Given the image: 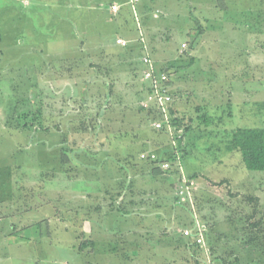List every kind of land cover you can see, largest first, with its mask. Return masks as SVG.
Masks as SVG:
<instances>
[{
  "label": "rangeland",
  "instance_id": "374dc122",
  "mask_svg": "<svg viewBox=\"0 0 264 264\" xmlns=\"http://www.w3.org/2000/svg\"><path fill=\"white\" fill-rule=\"evenodd\" d=\"M106 7L107 2L98 0H0V181L5 184L0 198L9 204L2 213L34 208L28 220L30 235L46 236V243H36L35 249L7 252L6 264L84 261L70 245L78 240V246H90L85 220L104 238L121 229L122 213L112 210V204L133 194L140 181L146 187L142 196L134 195L133 208L142 203L170 207L173 195L170 200L163 196V191L169 194L164 175L155 172L141 179L146 164L135 167V177L128 174L126 186L132 183L123 197L116 191L118 179L124 177L111 159L129 145H140L153 133V122L145 119L141 106L149 90L139 49H123L113 34L126 16L116 18L119 14ZM144 7L143 14H158L147 27L154 61L159 72L167 71L169 88L174 83L173 108L188 135L193 132L186 136L181 128L188 149L183 169L195 175L199 190L197 213L215 228L213 239L220 251H234L248 264H264V173L247 170L241 155L224 147L226 133L233 129L264 128V0H151ZM12 106L16 109L11 114ZM38 108L50 130L25 134L19 130V115ZM203 115L212 117L214 124L206 127ZM161 142H150L147 153L166 159L175 151L170 140L167 145ZM62 148L69 155L63 166L67 173L60 172L54 158L62 155ZM182 154L179 151L181 160ZM11 170L17 172L13 178ZM43 171L50 178L42 177ZM79 194L88 195L85 210L76 214L70 209L81 201ZM10 197L16 205L7 202ZM250 197L258 200L251 202ZM98 203L106 207L98 211ZM189 208L185 202L181 210L187 213ZM136 209L131 212L136 214ZM186 228L185 222L181 232ZM93 240L97 249L106 241ZM98 253L96 264H119L117 258ZM193 261L205 264L204 256L203 263Z\"/></svg>",
  "mask_w": 264,
  "mask_h": 264
},
{
  "label": "crops",
  "instance_id": "0c3cea01",
  "mask_svg": "<svg viewBox=\"0 0 264 264\" xmlns=\"http://www.w3.org/2000/svg\"><path fill=\"white\" fill-rule=\"evenodd\" d=\"M98 1L107 2L106 10L110 11V13H113V11L111 10V6L118 5L120 9L118 13H116V15L119 14L116 18H118L119 16L120 17L126 16L124 19H122L124 21V25L120 24L119 26L117 24L119 28L115 29L113 34L116 36V41L119 38L127 41V46L125 47L120 46L123 49H129L132 51L133 50L136 51L139 49L140 62H141L140 65L142 66V70L144 71L145 66L142 63V58L145 55L144 44L147 45L148 47L147 50L150 52L152 58L155 60L154 57H156L155 53L153 54V47L152 44H150L151 41L147 36V31H148L147 27L150 26V24H154V20H152V16L157 19L158 14L156 12L153 13L151 11H147L148 13L144 12L143 14V12L141 11V8L143 9L145 8L144 6L146 2H150L151 0L149 1L143 0L144 4H142V7H141L142 2H140V7L138 5V11L143 24L142 34L144 37V42L140 40L141 33L139 32L136 26L133 15H130V12L132 11L129 5V0H98ZM150 13H153V15ZM126 24L128 25L127 26L128 28H124ZM156 66L159 69L157 63ZM172 85H174L173 82ZM172 85L170 87L171 89H172ZM147 178H151V176L146 175L141 177V179L144 180ZM172 182L173 181L170 179L169 183L173 184ZM145 187L146 186L142 184V181H140V183L136 185L137 190L135 189V194L142 196L140 193ZM168 192L169 194L163 191L164 194L163 196L165 198H169L170 200L169 195L171 194L173 195L170 201L171 204L169 208L161 207L160 206L161 203L156 204L154 206L149 205L147 203H142L144 204L142 205V207L140 206L138 209L134 208L137 210V213L135 214L133 212H129L131 211V205H128L126 207L128 208L127 209L128 213L121 214V218H120L121 220L119 224L121 229H119L118 231L114 229L113 231H111V233L108 234L110 236H107L106 238H104V236L101 237L95 234L96 232L92 230L91 222L88 219L85 220V226L87 228L86 233H89L86 236L89 237L91 235L90 237H92L90 238L91 241L89 243L90 246L86 244L85 245L82 244L81 246H78L77 243L78 240L77 242L74 241L70 245L72 250L84 256V261L79 262L77 264H96L95 258L99 256L98 250L104 252L107 255V257H113L115 259L117 258L119 264H134L137 262L139 263L150 262L151 264H160V261L158 262L160 258H162L161 261L164 259L163 264H194L193 260L196 259L195 255L201 256L202 252L199 251L198 247H197L198 250H196L195 247L190 246L189 243L192 244L193 241L190 239V242L188 243L189 240L182 235L181 232L182 230L180 229L181 226H183L186 221L188 222L189 220L188 223H191L192 220H194L193 215L191 211L187 212L189 213L187 214L185 210H181L183 206H180L179 204L180 202L178 203L176 190L174 191L171 188H168ZM198 192L199 190L198 188H196L195 190L196 203L198 198ZM87 195L88 194H86L84 197V196H80L79 194V196L77 197H79L81 201L73 203L74 205L70 202V204H68V208L70 209L71 206L73 205L72 206L73 209H70V211H73L76 214H78V212H80L81 209L85 210V208L82 207L84 206ZM10 198L12 199H9V201L7 202H11L12 205H16L13 197ZM76 204H79L80 207L78 206L76 207L75 206ZM176 204L177 206H175ZM4 205L8 206L9 204H6L5 201H3V199L0 198V264L8 263L7 259L5 258L6 256H9L7 252H9L12 249H15L16 251L18 249L19 252L22 249L23 252L25 247L35 249L36 243L38 244L46 243L45 234L43 236H39L37 239H35V237L30 235L31 224H28V220L31 215L30 213L33 212L34 208L33 209L26 208V210L18 213L12 211L13 213L9 212L8 214H4L2 213V208L4 207ZM96 207H101L100 209H102L105 208L106 205L104 203L103 204L98 203L96 204ZM100 209L97 208L96 210L100 211ZM25 214L28 218H25ZM152 214H155V217ZM197 215L202 225H204L207 228V236L213 239L214 237L213 232L215 228H212V224L210 225L208 221L203 218L204 216L201 215V213L198 212ZM44 218L46 220H51L49 217L44 216ZM98 218L100 219L103 217L99 215ZM32 220L34 221V219ZM46 220H42V221L44 222ZM63 222L65 223V221ZM37 224L40 228L43 225L40 221H38ZM193 226L194 224H192L190 227L186 229H192ZM21 231H25L24 236L18 235V233H20ZM104 234L107 233L104 232ZM102 238L106 239V241L103 242L104 245L102 246V248L97 249L96 248L97 243L93 239H102ZM48 244H51L50 237L48 238ZM191 255L193 256L191 257ZM42 263L46 264V260L43 259L42 262H38L36 264H42Z\"/></svg>",
  "mask_w": 264,
  "mask_h": 264
},
{
  "label": "trees",
  "instance_id": "16d2710c",
  "mask_svg": "<svg viewBox=\"0 0 264 264\" xmlns=\"http://www.w3.org/2000/svg\"><path fill=\"white\" fill-rule=\"evenodd\" d=\"M132 13L133 12H130V15H133ZM160 71L164 72L166 70L162 68V69H160ZM142 86L144 87L143 84H142ZM170 91H172V90H170ZM173 97H174V95H173ZM9 109L11 111L10 113L12 114L14 112V109H16V108L14 106H12ZM197 109H199V111L201 110V108H197ZM170 114H171V119L173 121V125L177 129L184 128L185 133H187L185 135L187 136L188 135L187 131H189V129L186 126L184 127L185 124H184L181 116L177 115V112L175 111L174 108L171 109ZM144 116H145V119L149 123H151L154 120L159 118L157 111H155L152 108L149 110H145ZM172 116H173V118H172ZM201 117H202L201 122L206 127L214 124V121H212V117L205 116V115H203ZM19 119L22 121V124H23L22 128H20L19 130H22V132H24L25 134H29L31 129H36L35 132H38L39 129L42 131H45V132H48L50 130L49 127H47L43 124V122L45 121V117L43 115L41 108H38L36 111H34V112L32 111L31 113L30 112L21 113L19 115ZM152 132H153L152 134L146 135L143 138V140H140V142H139V143H141L140 145H135V146L129 145L126 147L127 150L124 148L125 149L124 151L122 150V152L120 154H117L115 157H113L114 159H111L112 164L115 165L114 169L116 171H118V173H119L118 174L119 177H120V174L124 177V179H122V180H120V178H119L118 180L120 182H117L118 183L117 186L118 185L120 186L119 187L120 190L118 188H117L118 190H116L118 192V197H123L124 194L127 192L128 187L131 186L132 180H130L129 185L126 186V181L129 179L128 174L130 175V179L135 177V173L137 172V171H135V167L136 166H143L146 164L147 165L146 167L148 170H146L145 168H142L143 173L147 172L144 175L155 176V172L157 173V175H160V176L164 175L166 177V179L164 178L165 180H163V181L167 183L166 187L171 188L174 191L176 190L178 202H180L179 197H178V185H177V182L175 180L176 175H178L177 170L175 168H173L171 171L165 172L161 169L159 163L162 161H169L172 163V165H174V162L176 161V158H175L176 152L179 153V151H180L183 153L182 154V160H181V163L183 165V160L187 157L186 154L188 153V149L186 147H183V144H182V139H183L184 135L180 139L178 137H176V139L178 140V145L176 146V148H174L176 152L175 151L170 152L167 155L168 157L166 159H162V158L158 157L157 162H154L151 160H141V158L139 156L150 150V146H149L150 142L153 143V142L162 141L161 143H163L164 145H167L169 143L170 135L168 134V131L166 129H163L161 131H157L153 128ZM189 133H190L189 135L192 136L193 132L192 133L189 132ZM188 140H189V138L187 139V142H188ZM224 147L228 153H239L241 155V158H242V163L247 170L264 173V128H237V129H233L232 131L226 133V140H225V146ZM64 149L65 150H63V148H62V155H56L54 158L56 160H58L57 164L59 165L60 172H66L67 173V170H65V167H63V166H65V164L67 165V163L69 161V158H68L69 155H68V153H66V148H64ZM163 152H165V154H166L168 151L165 150ZM41 155H44V154H41ZM47 155H50V154H47ZM40 164H43V163L40 161ZM149 170H152V174L148 173ZM44 172L45 171L42 172L41 176L50 178L48 176V173H44ZM16 173H17L16 170H14V171L11 170L9 172V176L13 178L16 176ZM52 175H54V174H52ZM187 176L190 179L195 178V175L192 176V174H187ZM115 179H117L116 175H115ZM170 179L173 181L172 182L173 184L169 183ZM121 181L123 184H121ZM1 184L2 183L0 181V188L4 187L3 185H5V184L4 183L2 185ZM135 189H136V187H135ZM14 192L15 191H12L11 194L12 193L15 194ZM28 192H31L30 187L26 188L25 192H23V193L27 196ZM128 194L127 193L125 194V196L122 198V200H120V202L117 203V206H115L116 204H112V207H113L112 210H114V211L116 210L122 214H127L128 208H126V207L128 205H131V211H132V209H134L132 206L135 205V203H133L132 201L134 200V195H136L134 188H133V194L131 192ZM129 197H130V199H128ZM248 199L251 202L258 200L257 197H250ZM180 206H184V205L182 203H180ZM95 208L100 209L101 207H95ZM131 211H129V212H131ZM185 221H186V219H185ZM188 222H189V220H188ZM188 222L186 221L188 227H190L193 224V220L191 223H188ZM207 241H208V246H209L211 253L213 255V258L217 264H248L249 263L248 260L243 262L240 255L235 254L234 251L233 252L228 251L227 249H226V251H220L219 245H216V241L209 238L208 236H207ZM251 241H254V238H252ZM189 242L190 241H188V243ZM189 244H190V246L195 247L196 250L199 249V251H200V249H201L200 247L196 246L193 243L192 244L189 243ZM197 247H198V249H197ZM198 257H199V259H198ZM202 257H203V255L202 256L195 255V258L197 260H199L200 262H202L201 261Z\"/></svg>",
  "mask_w": 264,
  "mask_h": 264
},
{
  "label": "built area",
  "instance_id": "2783aa9c",
  "mask_svg": "<svg viewBox=\"0 0 264 264\" xmlns=\"http://www.w3.org/2000/svg\"><path fill=\"white\" fill-rule=\"evenodd\" d=\"M129 5L133 12L136 26L141 33L140 40L144 42V37L142 34L143 24L138 11L139 0H129ZM119 9L120 7L118 5L111 6V10L115 14L118 13ZM117 43L123 47L127 46V41L121 38L117 40ZM183 47H186V45H183ZM144 49L145 55L142 58V63L145 66V70L143 71V80L145 84L148 85L147 87L149 91L147 92V96L142 101L141 106L144 110H149L152 108L157 111L159 118L153 121V128L157 131L166 129L170 135L171 144L176 147L178 145V140L176 137L179 139L182 138L183 129H177L173 125V121L171 119L170 113L171 109H173L174 97L171 94L168 85L170 84V79L166 72H159L154 59L147 50L148 47L146 44H144ZM140 158L141 160H151L154 162L158 161L157 154L153 152L143 153ZM175 158L176 161L174 162V165H172V163L169 161H162L159 163V165L165 172H169L173 168L177 170L178 175H176L175 180L178 185V197L180 203L183 205L185 202L188 203L190 207L189 209L193 215V228L186 229L182 233L184 237L190 238L193 241V244L201 248L200 251L204 256L205 264H217L208 246L207 228L202 225L197 215L195 199L196 182L194 179H190L185 173L179 153H176Z\"/></svg>",
  "mask_w": 264,
  "mask_h": 264
}]
</instances>
